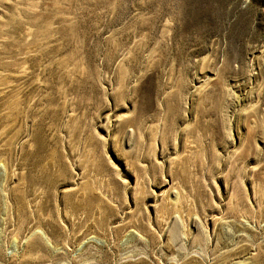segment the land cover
Listing matches in <instances>:
<instances>
[{
    "label": "rangeland",
    "instance_id": "1",
    "mask_svg": "<svg viewBox=\"0 0 264 264\" xmlns=\"http://www.w3.org/2000/svg\"><path fill=\"white\" fill-rule=\"evenodd\" d=\"M0 264H264V0H0Z\"/></svg>",
    "mask_w": 264,
    "mask_h": 264
}]
</instances>
